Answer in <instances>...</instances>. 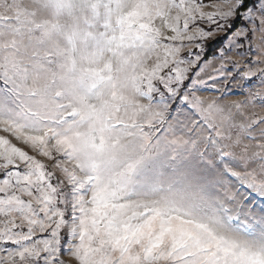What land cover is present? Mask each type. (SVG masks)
<instances>
[{"label": "snow or ice", "instance_id": "snow-or-ice-1", "mask_svg": "<svg viewBox=\"0 0 264 264\" xmlns=\"http://www.w3.org/2000/svg\"><path fill=\"white\" fill-rule=\"evenodd\" d=\"M65 257L264 264V0H0V264Z\"/></svg>", "mask_w": 264, "mask_h": 264}, {"label": "trees", "instance_id": "trees-1", "mask_svg": "<svg viewBox=\"0 0 264 264\" xmlns=\"http://www.w3.org/2000/svg\"><path fill=\"white\" fill-rule=\"evenodd\" d=\"M237 24H239V22H237ZM221 44H222V39H217L214 42H210L209 49H208L209 55H211L213 52H215L216 49L219 48Z\"/></svg>", "mask_w": 264, "mask_h": 264}, {"label": "rangeland", "instance_id": "rangeland-1", "mask_svg": "<svg viewBox=\"0 0 264 264\" xmlns=\"http://www.w3.org/2000/svg\"><path fill=\"white\" fill-rule=\"evenodd\" d=\"M213 42H214V41H213ZM236 88H238V85L236 86ZM236 88H234L233 90L235 91ZM231 99H242V97H240V96H232ZM228 102H230V101H228ZM65 259H66L67 261H69V264H74V262L71 261V258H70V257H65Z\"/></svg>", "mask_w": 264, "mask_h": 264}]
</instances>
